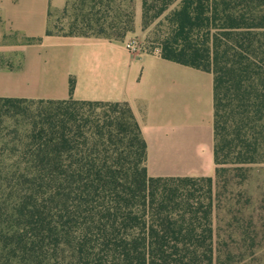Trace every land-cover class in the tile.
I'll use <instances>...</instances> for the list:
<instances>
[{"label":"trees","instance_id":"1","mask_svg":"<svg viewBox=\"0 0 264 264\" xmlns=\"http://www.w3.org/2000/svg\"><path fill=\"white\" fill-rule=\"evenodd\" d=\"M135 2L67 0L47 35L123 41ZM158 21L155 53L214 75L215 177H150L126 102L0 98V264H216L214 187L264 163V0H142Z\"/></svg>","mask_w":264,"mask_h":264},{"label":"crops","instance_id":"2","mask_svg":"<svg viewBox=\"0 0 264 264\" xmlns=\"http://www.w3.org/2000/svg\"><path fill=\"white\" fill-rule=\"evenodd\" d=\"M66 2L0 0V98L126 102L147 143L150 177H215L214 75L129 52L131 33L123 41L47 35L50 11Z\"/></svg>","mask_w":264,"mask_h":264},{"label":"rangeland","instance_id":"3","mask_svg":"<svg viewBox=\"0 0 264 264\" xmlns=\"http://www.w3.org/2000/svg\"><path fill=\"white\" fill-rule=\"evenodd\" d=\"M176 6L178 4L173 8ZM61 10H53L51 27L53 31L63 33L67 31L68 21L62 18ZM162 20L164 21L163 18ZM159 22L146 30L142 28L131 32V38L137 39L144 51L158 52V37L168 33L166 23ZM5 124L13 125L15 121L8 119ZM230 168L225 174L227 183L221 182L214 187L220 207L215 211L216 240L219 243L216 246V264L220 260H226L227 252H231L234 258L231 262L225 261V264H264V163L250 165L245 172L236 171L233 169L235 167ZM235 218L253 222L252 235L255 238H244L237 224L229 226V222H233ZM252 243L255 245L252 246Z\"/></svg>","mask_w":264,"mask_h":264},{"label":"built area","instance_id":"4","mask_svg":"<svg viewBox=\"0 0 264 264\" xmlns=\"http://www.w3.org/2000/svg\"><path fill=\"white\" fill-rule=\"evenodd\" d=\"M125 47L129 52H134V53L142 52L143 50L139 41L135 38L128 39L125 42Z\"/></svg>","mask_w":264,"mask_h":264}]
</instances>
